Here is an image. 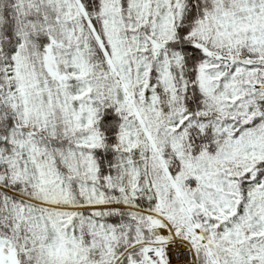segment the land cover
I'll return each instance as SVG.
<instances>
[{"label":"snow or ice","instance_id":"obj_1","mask_svg":"<svg viewBox=\"0 0 264 264\" xmlns=\"http://www.w3.org/2000/svg\"><path fill=\"white\" fill-rule=\"evenodd\" d=\"M0 264H264V0H0Z\"/></svg>","mask_w":264,"mask_h":264}]
</instances>
